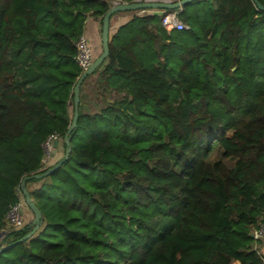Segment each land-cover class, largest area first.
<instances>
[{
	"label": "trees",
	"instance_id": "1",
	"mask_svg": "<svg viewBox=\"0 0 264 264\" xmlns=\"http://www.w3.org/2000/svg\"><path fill=\"white\" fill-rule=\"evenodd\" d=\"M109 7L0 0V229L23 176L54 166L42 163L47 137L65 151L74 43L83 14ZM179 16L187 29L134 15L109 40L94 73L103 66L95 82L112 101L91 114L79 103L69 157L26 181H43L28 190L40 226L0 264H263L250 234L264 226V11L198 0Z\"/></svg>",
	"mask_w": 264,
	"mask_h": 264
},
{
	"label": "water",
	"instance_id": "2",
	"mask_svg": "<svg viewBox=\"0 0 264 264\" xmlns=\"http://www.w3.org/2000/svg\"><path fill=\"white\" fill-rule=\"evenodd\" d=\"M194 1L198 0H175V1H136V2H125L121 4H117L114 6L109 7V9L105 12L101 19V46L102 50L101 53L93 59L92 63L84 70L81 72V74L78 76L73 89H72V94H73V115L71 119V123L64 134L62 138V142L65 147V152L63 158L55 164L52 168L46 170L45 172H40V173H35L31 175H25L21 179L19 183V189L20 192L23 196L25 205L30 209V211L33 214L32 220L30 224L28 225L29 228H31L30 231H28L23 237L18 239L16 242L8 244V245H1L0 246V254L8 249L9 247L13 246L16 243L23 242L30 238L36 230L39 228L40 223H41V218H42V212L41 210L37 207L33 199L31 198L27 188H26V181L30 179H40L42 177H45L49 175L51 172H53L55 169H57L68 157L71 152L70 148V141H69V134L72 131V129L76 125V120L78 117V106H79V89L81 83L84 81L85 78L88 76L92 75L97 67L102 64L105 59L108 56L109 52V21L110 17L118 12H126V11H134V12H145V11H169V10H174L178 8H183L187 3H191ZM255 5L259 10L264 11V6L259 3L258 0H253ZM57 141L54 142V146H57ZM252 236V234H250Z\"/></svg>",
	"mask_w": 264,
	"mask_h": 264
},
{
	"label": "crops",
	"instance_id": "3",
	"mask_svg": "<svg viewBox=\"0 0 264 264\" xmlns=\"http://www.w3.org/2000/svg\"><path fill=\"white\" fill-rule=\"evenodd\" d=\"M175 1V0H173ZM149 11L145 12H134V11H126V12H118L113 14L110 17L109 21V40L111 41L112 37L118 32V30L125 25L134 15H143ZM83 23L81 34L84 35L87 39L89 46L91 47L93 58H96L102 50L101 46V19L91 15V13H84ZM105 65V63H104ZM103 66L99 67L96 73L89 76L85 83L82 86V90L80 92V105L81 110L84 113H94L98 112L101 108L107 106L108 103H111V96L107 95L105 99L101 97L99 94V89L97 88V84L95 82L97 78L98 72L102 69ZM92 82V83H91ZM88 93L92 95L93 99L88 100ZM92 101L91 110L88 107V104ZM93 106V107H92ZM94 108V109H93ZM55 152L50 153V159L57 156L56 151L61 152L62 145L57 143V146H54ZM256 248L260 255L264 257V238L257 239ZM233 264H239L238 261L233 262ZM264 264V261H263Z\"/></svg>",
	"mask_w": 264,
	"mask_h": 264
},
{
	"label": "built area",
	"instance_id": "4",
	"mask_svg": "<svg viewBox=\"0 0 264 264\" xmlns=\"http://www.w3.org/2000/svg\"><path fill=\"white\" fill-rule=\"evenodd\" d=\"M143 1V0H135ZM146 1H173V0H146ZM110 7L125 3L123 0H108ZM141 12V11H140ZM152 14H159L161 16V24L165 30H183L187 29L188 26L181 20L180 13L182 12V8L169 10V11H149ZM77 53L75 56V61L78 66L84 71L93 61V53L91 47L89 46L87 39L84 35H79L74 43ZM57 136L56 134H50L46 141L43 143V150L45 146H49L53 142H55ZM51 146V145H50ZM46 151L44 150V156L47 157ZM44 161V159H43ZM21 199L17 202L10 204L5 215H4V225L0 229V246L3 245V238L7 233L13 230H17L22 228L25 223L22 220V209L25 206V202L23 196L20 192ZM252 237L255 239L264 238V226L262 224H258L253 232Z\"/></svg>",
	"mask_w": 264,
	"mask_h": 264
},
{
	"label": "rangeland",
	"instance_id": "5",
	"mask_svg": "<svg viewBox=\"0 0 264 264\" xmlns=\"http://www.w3.org/2000/svg\"><path fill=\"white\" fill-rule=\"evenodd\" d=\"M92 83V82H91ZM93 96L92 95H90V93H88V102H89V100L90 99H93L92 98ZM92 103V101H90V103L88 104V107H89V109L91 110L92 108H91V104ZM73 105H72V102H71V100H68V112H69V116H71L72 115V107ZM93 107V106H92ZM94 109V108H93ZM57 141V140H56ZM58 141L59 142H61L62 141V138H59L58 137ZM51 145V146H50ZM49 146H45L44 147V150L46 151V155H47V157H42V163L44 164V167H48V166H50V165H55V164H57L61 159H62V157L64 156V148L62 147V150H61V152H58V151H56V153H57V156L56 157H54V158H52V159H50V153L51 152H55V148H54V142L52 143V144H50ZM42 147H43V144H42ZM220 156V153H219V151H218V149H215L214 151H213V153H212V155H211V158L212 159H216V158H218ZM61 158V159H60ZM43 159H44V161H43ZM60 159V160H59ZM59 160V161H58ZM58 161V162H57ZM226 162H229L228 160H225ZM43 181H39V182H32L31 184L30 183H27V185H26V188H27V190H34V189H36V188H38L40 185H41V183H42ZM20 183V182H19ZM17 188H19V186H17L16 187V189ZM19 192V191H18ZM32 217H33V214H32V212L30 211V209L25 205L24 207H23V209H22V220H23V222L25 223V224H27L31 219H32ZM134 236H136V235H134Z\"/></svg>",
	"mask_w": 264,
	"mask_h": 264
}]
</instances>
